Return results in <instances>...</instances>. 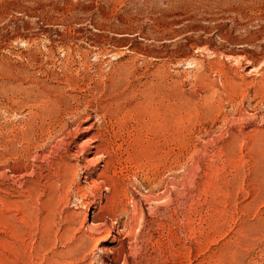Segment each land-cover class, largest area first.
<instances>
[{
    "label": "rangeland",
    "instance_id": "obj_1",
    "mask_svg": "<svg viewBox=\"0 0 264 264\" xmlns=\"http://www.w3.org/2000/svg\"><path fill=\"white\" fill-rule=\"evenodd\" d=\"M0 264H264V0H0Z\"/></svg>",
    "mask_w": 264,
    "mask_h": 264
},
{
    "label": "bare ground",
    "instance_id": "obj_2",
    "mask_svg": "<svg viewBox=\"0 0 264 264\" xmlns=\"http://www.w3.org/2000/svg\"><path fill=\"white\" fill-rule=\"evenodd\" d=\"M103 108V107H102ZM103 122V121H102ZM90 127V130H92V128L94 127V125L92 124ZM88 128V127H87ZM167 128V127H166ZM89 129V128H88ZM98 129V128H97ZM97 131V130H96ZM103 131H97V132H94L92 133V135H90V137L86 140L87 143L85 142L86 146L88 145H91V152L90 154L94 155L95 158L101 156V158L99 159V163L100 162H103V170L100 169V174L98 175L102 182L107 186V188L112 192V194L114 193V195H119V193L121 191H124V185L116 182V181H113L114 178H112L110 176V170L112 168V163H113V155L111 153V150H110V144L109 145H105V139H104V134L102 133ZM105 132V131H104ZM112 140V139H111ZM108 144V143H107ZM85 146V147H86ZM31 148V147H30ZM113 152V151H112ZM91 160V159H90ZM89 160V162H90ZM93 160V159H92ZM97 160V159H96ZM119 160V159H118ZM65 162V161H64ZM65 168L67 169H70L72 164L70 165L69 161L65 162ZM86 167V166H85ZM68 171V170H67ZM66 176H65V180H66ZM113 179V180H112ZM68 180V179H67ZM124 182V181H123ZM96 183V182H95ZM65 197V196H64ZM100 199V198H99ZM15 209V208H14ZM117 218V217H116ZM6 224V223H5ZM119 232V231H118ZM110 234V233H109ZM114 236V235H113ZM104 237V235H103ZM99 239V240H98ZM96 242V246L100 245L101 242H103L105 239H100L98 238ZM113 241L116 240L115 239V236L112 238ZM111 241V242H113ZM122 244V243H121ZM117 251V250H116ZM109 252V251H108ZM110 254V253H109ZM121 257V256H120Z\"/></svg>",
    "mask_w": 264,
    "mask_h": 264
}]
</instances>
